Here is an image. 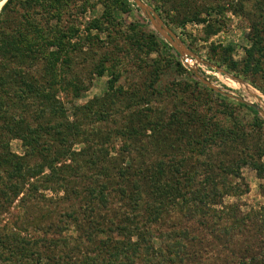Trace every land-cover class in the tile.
Here are the masks:
<instances>
[{"label":"rangeland","instance_id":"374dc122","mask_svg":"<svg viewBox=\"0 0 264 264\" xmlns=\"http://www.w3.org/2000/svg\"><path fill=\"white\" fill-rule=\"evenodd\" d=\"M141 1L150 10L142 9L136 0H126L129 9H117L116 21H121L126 30L133 26L149 40L152 34H156L157 45L152 47L151 52H147L149 47L139 51L132 49L126 54L114 52V47L107 42V34L94 29L92 35H100L105 43L99 39L73 50L70 53L71 60L62 66L64 74L55 79L54 88L58 89V98L66 109V116L61 121H80L81 116L75 115V106L84 105L95 98L104 101L107 114L96 120L91 117L86 119L84 127L90 129V141H76L72 146L73 150L81 153V164L76 165L79 177L75 178L76 172L69 174V168L66 167L63 176L68 179L65 177L67 182L63 181L64 186H59L58 181L54 180L47 187L43 186L45 182L40 175L34 176L23 184L25 191L10 205L0 201V240L7 244H0V264H26L24 261H31V264H46L45 261L51 264H96L88 257L98 255L102 258V243H114L122 239L123 234L126 237L129 227L134 233L133 240L141 238V246L145 237L139 238L138 233L143 230L152 231L153 234L160 229H186L189 232L190 237L186 238L188 251L171 263L165 259L163 264H240V257L250 259L264 252V171L260 174L251 166L244 165L239 177L233 175L230 166L237 159L241 147L228 146L222 151V145L216 144L213 156L206 158L207 152L201 151L200 144L193 140V136L202 139L212 129L205 133L199 123L203 117H208L211 125L217 122L224 126H231L233 119L237 118L239 124L244 125V130L253 134L249 135L251 140L248 142L264 146V128L254 126V130L251 127L254 113L245 106L255 108L260 114L258 107L264 110V67L263 72L249 74L245 78L241 72L229 70L225 64L217 62L223 47L232 48L231 56L241 63L242 70L254 27L260 30L264 26V0ZM5 2L0 0V17ZM84 3L86 7L82 8L81 4ZM17 8V2L13 3L10 14ZM213 8L215 10H210ZM104 9L105 3L101 0H73L61 18H53L51 23H58L67 29L74 19L80 29L79 35H85L90 21L104 18ZM196 16L201 20L180 24L184 17ZM13 26V22L7 25L4 33H12ZM119 26L122 25L114 27ZM116 28L114 33H117ZM260 32L264 39V29ZM119 44H123V41ZM165 44L174 50H167ZM213 46L217 48L216 56H213ZM123 47L129 48L126 44ZM52 49L54 47L49 48ZM43 56L37 53L23 61L28 72L39 80L46 77ZM105 56L112 58L105 62L108 70L104 75H98L94 72L95 65L103 61ZM118 57L123 62L114 88L109 90L111 70H114L111 60ZM157 59L167 65L164 67L160 64L163 71L160 74L156 73L154 60ZM178 61L185 71H177ZM74 75L83 80L86 88L76 97L74 88H63L60 81L64 76ZM186 83L191 85L189 90L183 88ZM203 85L209 87V91ZM13 89L11 87L10 93H14ZM175 95H182L184 106L197 112L196 117L199 118L194 119L193 126L179 125L174 129L161 126V120H167V114L169 116L174 109ZM21 101L30 110H35L39 105L38 99L33 97L26 96ZM230 110L233 114L229 113ZM127 120H134L135 125L140 127L147 123V128L141 134L144 146L135 144L137 136L130 138L120 134ZM157 121H160L159 128L152 131L151 125L154 126ZM3 123V119H0V125ZM95 138L99 142L95 143ZM1 139L8 144L11 153L24 155L25 148L20 138L2 133ZM241 142L243 146L244 138ZM86 147L88 152L82 155ZM97 147L101 150L96 151ZM253 147L247 152L258 157ZM171 153L178 154V157H171ZM180 155L187 158L183 170H197L199 175L196 177L202 175L203 179L204 174L211 171L213 177L220 175L226 179L225 185L221 180L217 182L222 189L238 186V192L225 193L210 204L207 211L195 210L190 203L182 208L180 205L175 208L166 206L161 218L152 223L143 212L144 204L135 213H119L121 199L117 197L114 187L122 170L127 178H131L132 174L131 181L137 183L135 188L141 190L144 198H149L152 189L156 188L151 176L157 171V161L165 162L164 168L173 182L175 175L170 168ZM65 159L63 161L67 164H76L71 159ZM91 159H94L92 163ZM206 159L212 162H206ZM261 160L264 163V155ZM90 169L104 170L107 175L92 178L107 180L109 209L99 200L98 194L93 196L88 191L89 186L98 184L97 180L84 176ZM36 182H39V189L30 188ZM120 216L129 217L126 229L119 230L118 226H113V223L120 224ZM106 228L110 230L106 231ZM116 232H121L120 236ZM154 242L158 244L159 239L155 237ZM140 250L139 256L134 254L135 259L131 264H146L140 256Z\"/></svg>","mask_w":264,"mask_h":264},{"label":"trees","instance_id":"16d2710c","mask_svg":"<svg viewBox=\"0 0 264 264\" xmlns=\"http://www.w3.org/2000/svg\"><path fill=\"white\" fill-rule=\"evenodd\" d=\"M71 1L73 0H6L2 8L0 17V119H3L5 124L0 125V201L2 200L4 204L10 205L19 194L24 192L23 184L31 177L40 175L45 182L43 186L47 187V184L54 180L58 181L59 186H64L65 183L63 181L67 182L66 180L68 179L66 176H63L66 167L69 168V174L76 172L75 178L79 177L76 165L81 164L79 163L81 161V156L79 157L81 153L79 154L73 150L72 146L76 141L81 142L80 140H83L86 143L90 141V129L84 127L85 120L90 117L95 120L100 119L104 114H107V110L103 105L105 104L103 103L104 101H99V99L95 98L84 105L75 106L77 109L75 115L79 114L81 116L80 121H61L60 119L66 116V109L58 98V89L54 87L55 79L59 76L62 77L64 74L62 66L71 60L70 53L73 50L81 49L84 44L99 41L100 35H92L91 31L95 29L98 33H106L107 42L114 47V52L119 51L126 54V52L132 49L139 51L148 47L147 52H151L152 47L157 45L156 34H152L149 40L143 34H139V31L135 30L133 26L126 30L123 29L121 21H116L115 12L117 9H129L126 0H101L105 3L104 18H96L90 21L86 27L87 33L85 35H79L80 29L75 25L74 19H72V23L67 29L60 27L58 23H51L53 18H61ZM15 2L18 4V8L11 15L10 9ZM85 5V3L81 4L82 8L86 7ZM137 8L139 9L138 6ZM20 9H22V12H19ZM198 18V16L184 17L180 24L184 25L186 22L194 21L195 19L201 20V18ZM104 19L107 20L104 21ZM12 22L14 23L13 32L5 34L6 26L12 24ZM116 25L122 26L116 28L114 27ZM115 28L117 29V33H114ZM263 29L264 26L260 30ZM253 30L251 45L246 48L242 70L240 69L241 63L235 61L231 56L230 50L232 48L223 47L217 60L219 64H225L229 70H236L239 74L241 72V75L243 74L245 78L249 74L254 75L263 72L264 67L263 34H261L259 28L254 27ZM73 38L75 39L74 42L72 41ZM120 41H123V44L128 45L129 48L124 49L123 44H119ZM101 42L105 43L102 40ZM51 47H54V49L49 50ZM165 47L167 50H174L169 44H165ZM212 51L214 52L213 56L218 55L216 47L213 46ZM37 53L44 55L43 72L44 76L46 75L44 80H39L35 75L29 73L26 69L27 66L23 64L26 58ZM61 59L62 62L60 64ZM109 59H112L111 56H105L103 61L95 65L94 72L98 75H104L108 70L105 62H108ZM122 62L120 57L116 60H111V66L114 70H111L112 77L109 80V90L114 88ZM154 62L156 63L157 74L163 72L160 64H163L164 67L167 66L164 63H160L159 59L154 60ZM176 67L178 72L185 71L180 61L176 63ZM78 77L75 75L72 77L64 76L60 80L63 88H74L75 97L80 96L82 90L86 89L83 80ZM190 86V83H186L183 88L184 90H189ZM203 86L209 91V87ZM11 87H14V93H10ZM167 91L170 93L169 88ZM192 91L193 89H191ZM217 94L227 99L226 96L220 93ZM26 96L38 99L39 105H37L35 110L27 109L24 103H22L21 100H24ZM173 98L174 109L169 116L167 114L168 119H165L166 121L161 120V123L157 121L154 126L151 125L152 131H156V128H159V123L167 129H174L175 126L178 127L179 125L193 126L195 124L194 119L199 118L196 117L198 116L196 111H191L189 110L190 107L184 106L182 95H175ZM207 106H210V103H207ZM245 106L254 113V122L251 124V127L253 129L254 126L261 129L264 128V118L259 111L248 105ZM229 113L233 114L231 110ZM208 120L209 118L205 116L199 123L202 124L201 126H203L205 133L212 128L210 132L203 135L202 139L193 136V140L200 144L201 151L207 152L205 153L207 154L206 158L213 156L212 152L216 144L222 145V151L224 150L223 148L228 146L231 148L241 147V152L238 153L239 155L237 154V159L233 160L230 166L231 173L239 177L241 175V168L244 165L251 166L260 174L264 171V163L261 160V157L264 155V146L261 147L259 144L253 145L251 142H248L251 140L249 135L252 133L244 130V125L239 124V119L234 118L231 126H224L217 122L211 125V122ZM123 127L125 129L123 128L124 130L122 129L120 132L122 136H129L130 138L137 136V140L134 139L135 144L144 146L141 134L144 133L143 129L147 128V123H143L140 127L135 125L134 120H127L123 124ZM255 132L260 134L258 131ZM2 133L11 134L22 140L25 148L23 156L9 151L8 144L1 139ZM243 138L245 144L242 146L241 141H243ZM97 142H99L98 138H95V143ZM238 144L241 146H238ZM251 147L257 152L256 155L258 157H255L253 153L247 152ZM99 150L101 148L97 147L96 151ZM85 152H88L87 147L83 149L82 155ZM170 156L178 157V154L171 153ZM65 158L71 159L76 164L65 163L63 161L66 160ZM186 160L187 158L184 155L177 158L172 164L170 170L175 175L173 182L168 178L167 170L164 168L165 162L157 161V171L151 176V181H153L156 188L152 189L150 193L152 196H149V198H144L140 192L141 190L135 188L137 187V183L131 181L132 174H130L131 178H127L124 174L125 171L122 170L119 173V177L115 180L114 187L117 197L121 199L120 207L118 208L119 213H135L144 204L143 212L146 213L147 219L151 220L150 222L152 223V221L156 222L161 218L163 215L162 210L166 206L168 208H175L176 205H180L182 208L190 203L195 210L206 209L207 211L208 206L225 193L238 192V186L222 189L217 182L221 180L222 184L225 185L226 179L220 175H217V178L213 177L211 171H207L203 179L202 175L196 177L199 175V171L197 170L189 171L186 168L183 170L182 167ZM93 161L94 159H91L90 163ZM206 162L212 161L206 159ZM46 170H49V172L45 173ZM93 170L90 169L84 176L97 180L98 184L89 186L88 191L93 196H97L98 194L99 200L105 204L106 209H109L110 205H107L109 199L106 193L109 188L107 180L92 178V176H104L106 173L104 170ZM162 177H165V179L162 180ZM30 188L38 190L39 182L32 183ZM119 218L120 224L114 225L113 223V226H118L119 230L120 228L126 229L129 225V217L122 218L120 216ZM110 227L112 228V225ZM110 229L106 228V231ZM116 234L120 236L121 232H116ZM133 234L129 227L126 237L123 234L122 239H118L114 243L109 241L102 243V258H99L98 255H92L88 259L96 264L97 261H99V264H131L135 259L134 254H138L139 256V250L141 249L140 256L146 264H163L165 259H169L171 263L180 254L188 251L186 243L188 239L186 240V238H189L190 235L186 229H160L156 234L148 230L140 231L138 237H145L142 246L141 238L133 240ZM155 237L159 239L158 244L154 242ZM0 244L7 246L1 240ZM238 260H240V264H263L264 252L260 256H252L250 259H245L242 256ZM24 262L31 264V261ZM45 263L51 264L47 261Z\"/></svg>","mask_w":264,"mask_h":264},{"label":"water","instance_id":"95a60500","mask_svg":"<svg viewBox=\"0 0 264 264\" xmlns=\"http://www.w3.org/2000/svg\"><path fill=\"white\" fill-rule=\"evenodd\" d=\"M136 2L138 3V5L142 8V9H146L150 10L149 7H147L141 0H136ZM178 50L181 52V50L178 48ZM208 83V82H207ZM210 86H213L212 84L208 83ZM215 87V86H214ZM258 107V106H257ZM258 109H260V112L262 114V116L264 117V110H262L261 108L258 107Z\"/></svg>","mask_w":264,"mask_h":264}]
</instances>
